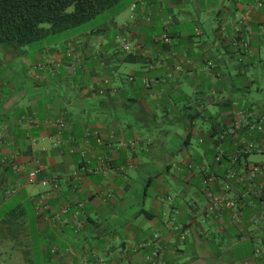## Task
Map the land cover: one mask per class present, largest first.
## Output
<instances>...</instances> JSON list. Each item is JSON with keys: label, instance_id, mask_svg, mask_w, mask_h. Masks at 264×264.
<instances>
[{"label": "crops", "instance_id": "1", "mask_svg": "<svg viewBox=\"0 0 264 264\" xmlns=\"http://www.w3.org/2000/svg\"><path fill=\"white\" fill-rule=\"evenodd\" d=\"M0 52V159L22 168L0 169L2 255L33 264L35 241L42 264H264L244 167L262 160L237 156L264 143L248 132L264 128V0H120ZM209 191L237 205L211 209Z\"/></svg>", "mask_w": 264, "mask_h": 264}, {"label": "trees", "instance_id": "2", "mask_svg": "<svg viewBox=\"0 0 264 264\" xmlns=\"http://www.w3.org/2000/svg\"><path fill=\"white\" fill-rule=\"evenodd\" d=\"M119 1L0 0V45L5 51L23 53L33 43L64 39L77 29L94 24Z\"/></svg>", "mask_w": 264, "mask_h": 264}, {"label": "built area", "instance_id": "3", "mask_svg": "<svg viewBox=\"0 0 264 264\" xmlns=\"http://www.w3.org/2000/svg\"><path fill=\"white\" fill-rule=\"evenodd\" d=\"M161 41L163 43L168 44L170 42V38L167 34H165L161 37ZM125 49L129 50L130 48H129V46H126ZM249 132H251L253 134L254 133H263L264 128H263L262 123L250 125ZM4 142H6V140L4 139V137L0 136V149H1L2 145L4 144ZM246 151H250V152L254 151L257 154L264 156V143L262 142L260 144H257L255 142L247 140L245 142V144L241 145L240 148L238 149L237 156L241 155L242 153H244ZM237 156H236V158H237ZM8 163H10V165L12 166V169L15 173L18 174V173L22 172L21 166L18 163H15L14 160H9V162H8V160L0 159V169H3ZM244 167L247 170V180H246V183L248 184L247 186H249L251 188L252 194L256 198L262 199V197L264 196V186H263L264 158L262 159V161L252 163V164L245 162ZM38 172H39L38 170H34V171L28 173L27 177H28L29 183H35L36 182ZM43 185H47V183H43ZM14 193H16V189H13V191H11L8 194L12 195ZM105 195L108 198L114 197L113 192H111L109 190L106 191ZM208 197H209V200L211 201V209H223V208L234 209L235 206L237 205L233 201L226 200V198L224 197L223 194H217V193H213L212 191H209ZM233 217L236 221L240 220V214L238 213V211H235L233 213ZM183 228H184L183 225H179V229H183Z\"/></svg>", "mask_w": 264, "mask_h": 264}, {"label": "rangeland", "instance_id": "4", "mask_svg": "<svg viewBox=\"0 0 264 264\" xmlns=\"http://www.w3.org/2000/svg\"><path fill=\"white\" fill-rule=\"evenodd\" d=\"M92 25L93 24H91V25L88 24L84 28H89ZM0 48H2L1 45H0ZM2 54L3 53L0 52V59L3 58ZM263 158H264L263 155H257L256 157H254V159H259V160H262ZM6 245H10V246L14 245L15 246V242H13V241L9 242L8 241V242H6ZM30 245H31L32 250H33V254H32V257H31L32 263L33 264H42V262H43V254H42V252L39 249L38 242L33 241V242H31ZM2 252H3V255L0 252V261L5 260V262H4L5 264H18V263L27 264V262H26L27 259L23 255L24 253L22 251H19L17 248L16 249L15 248H13V249L11 248V250L6 249L5 252L4 251H2Z\"/></svg>", "mask_w": 264, "mask_h": 264}]
</instances>
